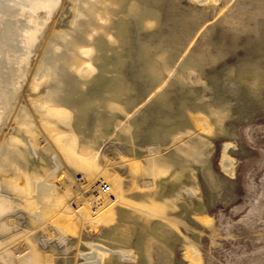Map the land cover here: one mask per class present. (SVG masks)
I'll use <instances>...</instances> for the list:
<instances>
[{"label": "bare ground", "instance_id": "6f19581e", "mask_svg": "<svg viewBox=\"0 0 264 264\" xmlns=\"http://www.w3.org/2000/svg\"><path fill=\"white\" fill-rule=\"evenodd\" d=\"M10 1H12V3H19L18 0H0V15L1 12L8 9L7 7ZM161 1L162 0H105L99 11L98 21L100 24L93 38V47L86 52L87 58L90 60L87 66L83 67L79 73L75 72V75L70 77L73 83L68 86L64 95L62 94L63 99L60 103H57L59 100L57 99L59 92L56 90L45 97L46 102H33L34 106H41L43 109L47 110L45 114L39 117L40 121L56 128L57 133L60 132V134L54 137L53 143L66 154L77 170L85 174L87 184H96L102 181V183L110 185L109 192H98L100 186L89 190V193H92L91 196L93 197L92 203L96 207L93 208L94 206L92 207L90 203H85L82 213L78 212L79 214L81 213L80 219L100 220V227L104 229L96 237L95 242L88 243L86 251L94 252V254L92 256L93 259L86 261L85 264H105V261L112 255H116L119 260L122 261L121 264H125V262L132 263L137 257L140 259L142 258V260H140L141 264H168V259L163 263L164 256H172V246L165 238H171L173 241V232H175L178 224L170 219V215L177 211L179 203L175 200L176 198L165 197L164 192L162 193V190L166 186L163 178L167 177L171 180H178L183 172L190 170L192 172L194 170V168L191 167V164H193L199 168V173L206 181L207 186L217 190L219 195L225 185L223 178H220L211 166L210 151L208 149L212 147L213 142L210 138H207V136L202 137L201 143L197 142L195 146H191V149H189L190 151L187 149L184 150L182 148L183 145L177 147L176 153L178 155H174V158L168 156V154L164 155L162 153V147L165 145V143H161L163 140L162 138L165 137L170 139V143L173 145L194 132L195 129H193L191 121L189 123L188 119L185 121V128L183 130H177L176 128L178 126L174 129V126L165 127L161 124H155L148 134L149 141L142 143L140 146L135 142L138 141L137 138L139 135L135 133L139 126L132 120L133 117L130 115L131 111L133 112V109L130 108H132L135 98L131 95L133 85L131 81L127 79L124 68H126L129 61H133L135 58L136 61L139 62L137 73L134 75L136 80H148L147 83L149 82L150 84L158 80H163V73L165 71L169 73L172 71L173 58L176 56L172 53V50L175 48V45H183L184 39L186 40L191 35V29L183 25L179 29L171 28L170 32L165 35L164 42L159 37L158 39H154V37L158 36L156 28L160 24L159 5ZM192 1L194 3L198 1L201 3L205 2L207 5L203 8L201 6L202 10H200V12L193 9L190 15H187V18L190 19L191 22H196L200 13H204L202 18L209 21V9L211 6L214 7L217 5L221 0ZM51 2L52 0H24V3L30 4L34 11L43 9L42 3H45L48 8L47 10H51ZM222 3L218 12L219 17L211 25L204 28L201 35L202 39L197 44V51L190 50L187 52L183 59V65L185 66L186 76L194 78L192 82H202L201 80L203 79H200V74H202V71L204 72L203 67L215 63L218 60L225 59L230 52H232V54H238L236 50L242 45L238 42L241 39V34H248L246 36L247 42L244 43L250 44V48L243 45L246 51V58H240L238 64L232 63V65H227L228 67H226L224 74L222 73L224 78L219 85L217 82L216 86H214V84L209 85L208 90L210 93L217 96H213L212 100L209 98L212 102L210 101V104L207 105L208 110L202 112V114L196 115L197 113L195 114L191 110L192 106L188 107L192 114V121L196 126L202 127L203 130L208 131L209 134L213 133L218 136L221 134L224 135L222 137L227 136L232 140L231 137L233 138L236 132L234 128L230 129L229 125H226L225 121L227 118L233 119L235 117L239 120V118L242 117L241 114L245 113L243 112L245 108L249 106L246 105L247 102L251 103L250 107L256 105L255 107L258 108L257 105H260L264 110V23L262 24L263 29L260 27L261 25L258 24V17H264V0H249V2H245V0H222ZM249 4H253V7L248 8ZM34 13L35 12H33V14ZM131 19L134 20V29L130 23ZM249 20H253L254 25H251ZM217 23L222 25L224 31L230 33V43L225 42V35H223L218 42L206 40V37L210 36V32L214 30ZM14 28L15 26L9 28L7 26L0 27V40L3 38L9 40V35L12 32H16L18 35L20 24L16 31ZM142 31L149 33L146 38H140ZM30 33V38H33V35H37V31L35 30H31ZM181 37H183V39ZM62 39L63 38H58V40ZM133 40L136 43L135 53L131 51V49L134 48L132 44ZM21 44H23V42L14 39L13 42H9L8 46L10 50L13 49L16 54H18L22 48ZM84 60L79 63H84ZM0 61H2V58H0ZM11 68L10 66V69ZM10 69L4 70L0 75V115L2 113L1 108L4 104L10 106V102L12 101L10 99L11 92L18 90L17 88L20 87L21 80L24 78L23 73H21L22 71L19 72ZM55 77L56 74L54 72H47L40 77L35 76L32 84L34 91L39 92L44 90L46 86L48 87L50 84H54ZM170 78L168 76V79ZM214 78H216V75ZM216 79H218V77ZM180 81L183 82L182 80ZM144 83L146 84L145 81ZM166 83L169 84L168 82ZM184 84L186 85V83ZM134 89L136 92V88ZM160 92L161 91L158 90L155 97L158 102L160 101V103H162L161 98H163V93L161 94ZM136 94L134 95L136 96ZM204 101H206V99ZM195 102L194 100V103ZM197 104L201 106V103ZM231 108L234 109L232 113L229 111ZM90 112H93L95 115V123L92 127L87 126V115ZM135 112L138 114L137 111ZM249 112L252 113L251 109ZM118 114L123 115L125 119L118 121ZM167 116L168 115H156L157 120L160 121L162 119L166 121ZM21 118L25 117L22 116ZM113 121L117 123L114 125V130L108 135H112L119 140L121 144L126 146L128 155L130 156V158H125L123 156L122 159L115 161V163L117 164V162L123 159H132L131 161L138 160L137 163L134 162L131 164L125 177H123L119 171L106 170L103 168L99 163V154L85 153L80 149L83 142L91 139L96 142L92 147L97 148L100 144V139L106 135L103 133L106 131L109 132V128L113 125ZM26 122L27 120L25 121L24 119L22 123L17 126V131H12L13 134L7 141L9 145H14L21 149L27 141L28 135L33 134V132H29V130H24ZM230 125L233 127V122ZM62 126H66L64 129L71 130V132H61ZM208 133L207 135L209 136ZM99 136L100 138L98 139L97 137ZM188 142H190V140ZM176 145L173 146L175 147ZM232 146L234 147L235 145L232 144ZM137 147L142 151L140 152L141 154L136 153V151H138ZM55 150L53 146L47 151V153L52 155L51 165L42 158L40 164H34L32 161L30 162L29 158L34 156L31 155L28 150H22L21 153L17 151V149L14 150L8 146L6 151H1L0 159H2L1 162L5 164L4 167L2 166L0 168V172L2 171L5 173L3 174V181L8 186L12 196L0 195V217L4 213L20 206L13 198L14 195L31 193V199L26 201L24 206L26 208L31 209L34 207L36 209L32 211L35 219L31 218L28 227L33 229L36 224H42L48 227V220L56 216L58 218L57 225L59 232L61 233L60 239L64 242L68 235L75 236L79 234L76 231L77 223L75 221V218H77L76 215L78 214L72 213L75 212V209L67 206L69 203L68 197L59 191L58 187L61 177H57L56 173L63 166V163L60 155L53 153ZM140 155L145 159L142 160ZM17 160L21 162L20 165H18ZM233 161L234 160H232V162ZM232 162L228 163L225 169L228 173L233 175L235 166L233 165L234 162ZM51 167H53V169H50ZM48 169H50V171L46 175ZM192 173L194 176V172ZM142 179L147 180L145 187H150L152 185V187H154L155 181H158L159 184L156 188L150 189L149 191H139L137 195L133 193L132 190H134V185ZM81 185L82 184H78L77 187ZM198 188L200 189V187ZM74 191H76V189ZM112 195L115 197L114 200L111 199ZM133 206L134 208L131 211ZM141 209L146 211L147 214H142L140 212V216L128 215L135 210L139 211ZM205 216H207V214ZM202 220L205 224H211V220L207 217L203 216ZM181 235L183 234L181 233ZM31 240L32 241H28L29 249L26 248L25 253L19 258L14 257V253L11 249L6 248V243L8 242L0 240V250H2L0 254V263L74 264V260L71 256H60L58 248H55V245H53L51 249L42 250V247L39 246L36 239L32 238ZM131 242L134 244L132 243L129 247L127 244ZM121 244H126L127 247L125 248H130V251L125 250V248L116 249V246ZM22 248H25V246ZM185 249H187L192 256L191 264H201L202 257L199 253V244L192 243L191 240V244ZM86 251H82L81 255L83 254L84 256Z\"/></svg>", "mask_w": 264, "mask_h": 264}, {"label": "rangeland", "instance_id": "374dc122", "mask_svg": "<svg viewBox=\"0 0 264 264\" xmlns=\"http://www.w3.org/2000/svg\"><path fill=\"white\" fill-rule=\"evenodd\" d=\"M18 1L19 3H12V1H10V3H8V9H5L0 15V27L7 26L9 28L15 26L14 30L16 31L20 24L21 29H18V35L16 32L10 33L9 40L6 38L0 40V58H2V61H0V75L4 70L10 69L11 66L13 70L22 71L21 73H23L24 77L21 80V88L18 87L17 91L11 92L10 99L12 101L10 102V106L4 104L1 108L0 153L3 150L6 151L8 146L14 150L17 149V151L21 153L22 150H28V152L34 156L29 158L30 162L32 161L34 164H40L42 158L51 165L52 155L47 153V151L54 146L56 150L53 153L60 155L63 163V166L56 173L57 177H61L58 188L63 195L68 197L69 203L67 206L75 209V212L72 213L78 214L76 215L77 218H75V221L77 223L76 231L79 234L75 236L68 235L66 241L63 242L60 239L61 233L59 232L57 225L58 218L56 216L48 220V227L42 224H36L33 229H30L28 226L30 225L31 218L35 219L32 211L36 208L32 207L30 209L24 206V203L31 199V193H25L22 195L13 194V198L20 206L4 213L0 217V240L8 242L6 243V248L11 249L16 258L22 256L26 248L29 249L28 241H32L31 239L34 238L39 246L42 247V250L51 249L52 246L55 245V248H58L60 256H71L74 260V264H85L86 261L84 262L80 253L86 251L88 243L95 242L96 237L104 230L100 227V220H83L79 218L85 203H90L92 207L94 206L93 208L96 207L92 203V193H89V190L94 188L93 186L95 184H87L85 174L77 170L66 154L53 143L54 137L60 134V132L57 133L56 128L40 121L39 117L45 114L47 110L43 109L41 106H34L33 102H46L45 97L56 90L59 92L57 97L59 100L57 103H60L63 99L62 94L64 95L68 86L73 83L70 77L74 76L75 72L79 73L83 67L87 66L90 60L87 58L86 52L93 47V38L100 24L98 21L99 11L105 0H52L51 4L54 8L51 6V10H47L48 8L45 3H42L44 5H42L43 9L39 11H34L30 4L24 3V0ZM245 2H249V0H245ZM222 4L221 0L214 7L211 6L208 14L209 21L202 18L204 13H200L198 20H196V22H191V20L187 18V15H190L193 9L200 12L204 6H207L205 2L201 3L198 1L194 3L192 0H162L159 5L160 24L156 28L158 36L154 37V39H158L159 37L164 42L165 35L170 32L171 28L179 29L185 25L191 29V35L186 40L184 39L183 45H175V48L172 50V53L176 55L173 58L172 71L170 73L167 71L163 73L162 78H164V81L158 80L152 84L148 82V84V80H144L146 82L145 84L144 81L136 80L134 77L137 73L139 63L135 58L133 61H129L126 68H124L127 79L130 80L133 85L131 95L135 98V101L132 108H130L133 109L130 115H132V120L136 122L140 128H138L135 133L139 135L137 138L138 141H135L137 145L140 146L142 143L149 141L148 134L155 124H161L165 127L174 126V129L178 126L176 128L177 130H183L185 128V121L188 119L189 123L191 121L193 129H195L194 132L177 142L179 145L177 143L173 144H177L175 147L170 143V139L165 137L162 138L163 140L161 143H165L164 147H162V153L164 155L168 154V156L174 158V155H178L176 153L177 147L183 145L182 148L184 150L187 149L190 151L189 149H191V146H195L197 142L201 143L202 137L207 136V138H210L213 142L212 147H210L211 150L210 148L208 149L210 151L211 166L214 172L225 181L224 188L219 195L217 190L207 186L206 181L199 173V168L193 164H191V167L194 168L192 171L194 172V176L190 170L183 172L178 180H171L165 177L166 181L165 178H163L166 186L162 190V193L164 192L165 197L176 198L175 200L179 203L177 211L170 215V219L178 224L175 232H173V241L171 238H165L172 246V256H164L163 263L168 259V264H170V261L171 264H191L192 256L185 248L191 244L192 240V243L199 244V253L202 257L201 264H264V110L260 105H257L258 108L255 107L256 105H252L251 107L253 108H251V103L247 102L246 105L249 106L245 108L243 111L245 113L241 114L242 117H240L239 120L235 117H232L233 119L227 118L225 121L226 125H229L230 129L234 128L236 132L233 138L231 137L232 140H230L227 136L222 137L224 135L219 134L218 136L213 133L209 134L208 131L203 130L202 127L196 126L192 121V114L188 108L192 106V109H190L195 114L197 113L196 115L202 114V112L208 110L207 105L210 104L212 97L217 96L210 93L208 90L209 85H219L224 78L223 74L226 67H228L227 65H232V63L238 64L240 58H246V51L243 45L250 48V44L244 43L247 42L246 36L248 34L243 33L241 34V39L238 41L242 44L236 50L238 54H232V52H230L225 59L205 65L203 67L204 72L202 71V74H200V79H203L201 80L202 82H192L194 78L186 76L183 59L190 50L197 51V44L202 39L201 35L204 28L211 25L219 17L218 12ZM252 7L253 4L248 5V8ZM33 12L37 13L33 14ZM249 22L251 25H254L253 20H249ZM130 23L134 29V20L131 19ZM263 23L264 17L259 16L258 24L261 25L260 27L262 29ZM31 30L37 31V35H33V38H30ZM141 33L140 38H146L149 34L146 31H142ZM223 35H225V42L230 43V33L224 31L222 25L217 23L214 30L210 32V36L206 37V40L218 42ZM58 38L63 39L58 40ZM181 38L183 39V37ZM14 39L23 42V44H21L22 48L18 54H16L13 49L10 50L8 46L9 42H13ZM132 44L134 48H132L131 51L135 53L136 43L134 40ZM83 60L85 61L84 63H79ZM47 72H54L56 74L54 84H50L48 87L46 86L44 90H38L39 92L34 91L32 84L35 76L40 77ZM215 75L216 78L218 77L219 81L214 78ZM168 76L172 79H168ZM184 83H186V85ZM144 84L145 87L148 84V88H145ZM134 88H136L137 94ZM158 90L161 91V94L163 93V98H161L162 103H160V101L158 102L155 97ZM134 94H136V96ZM209 98L211 100H209ZM203 99H206V101ZM194 100L196 101L195 103ZM197 103H201V106ZM250 109L252 113L249 112ZM135 111H137L138 114H136ZM229 111L232 113L234 109L231 108ZM189 112L191 116L190 114L188 116ZM156 115L168 116L166 121L163 119V121H160L157 120ZM22 116L25 118H21ZM94 116L93 112L87 115V126H93L95 123ZM118 118V121L125 119L121 114H118ZM24 119L25 121L27 120L24 130H29V132H33V134L28 135L27 141L24 143L21 150L17 146L9 145L7 141L12 136L13 132L17 131V126L20 125ZM232 122L234 124L233 127L230 125ZM116 123L117 122L113 121V125L109 128V132L106 131L103 133L106 135L100 139V144L97 148L92 147L96 142L91 139L83 142L80 149L85 153L99 154V163L103 168L106 170L119 171L121 175L125 177L131 164L134 162L137 163L138 160L131 161L132 159H123L117 162V164L115 163V161L122 159L123 156L125 158H130L126 146L121 144L119 140L112 135H108L114 130V125H116ZM65 127H61V132H71V130H65ZM97 138L99 139L100 136ZM189 140L190 142H188ZM232 144L235 146L233 147ZM137 148L138 151H136V153L142 152L139 147ZM140 157L142 160L145 159L141 155ZM232 160H234L233 165L235 166L233 175L228 173L225 169V166L232 162ZM1 161L2 159H0V168L2 166L4 167L5 164ZM17 162L18 165L21 164L19 160H17ZM50 169H53V167ZM50 169L47 170L46 175L49 173ZM3 174L5 173L1 171L0 195L10 197L12 194L3 181ZM80 176H83L85 180H77ZM146 181L147 180L142 179L137 182L134 185L136 188L134 187V190H132L133 193L137 194L139 191H149L150 189L156 188L159 184L158 181H155L154 187H152L153 185L145 187ZM78 184L82 185L77 187ZM198 187H200V189ZM75 189L76 191H74ZM114 198L115 197H112L111 199L114 200ZM133 208L134 206L131 208V211ZM78 212L81 213L79 214ZM140 212L142 214H147L146 211L141 209L139 211L135 210L128 215L140 216ZM206 214L207 216H205ZM203 216L210 219L211 224H205L202 220ZM181 233L183 235H181ZM132 243L133 242L127 245L130 247ZM24 246L25 248H22ZM118 246H116V249H124L127 247L126 244ZM125 250L130 251V248H125ZM1 252L2 250H0V254ZM116 257V255L110 256L108 260L105 261V264H121L122 261ZM140 260H142V258L140 259L137 257L134 262H125V264H141Z\"/></svg>", "mask_w": 264, "mask_h": 264}, {"label": "built area", "instance_id": "2783aa9c", "mask_svg": "<svg viewBox=\"0 0 264 264\" xmlns=\"http://www.w3.org/2000/svg\"><path fill=\"white\" fill-rule=\"evenodd\" d=\"M79 181H84V177L80 176L79 179H77ZM100 186V188L98 189V192H109L110 191V185L107 183H102V182H97L93 187H97ZM97 193V192H96ZM114 195H112L113 197Z\"/></svg>", "mask_w": 264, "mask_h": 264}, {"label": "water", "instance_id": "95a60500", "mask_svg": "<svg viewBox=\"0 0 264 264\" xmlns=\"http://www.w3.org/2000/svg\"><path fill=\"white\" fill-rule=\"evenodd\" d=\"M93 254H94V252H88V251H86L85 252V255L83 256V254H82L81 256L83 257L84 262H85V261H89V260L93 259L92 258Z\"/></svg>", "mask_w": 264, "mask_h": 264}]
</instances>
